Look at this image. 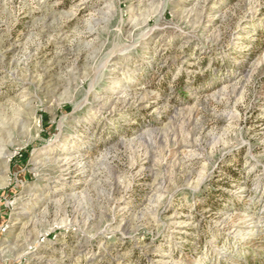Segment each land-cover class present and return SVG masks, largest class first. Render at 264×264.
Returning a JSON list of instances; mask_svg holds the SVG:
<instances>
[{
	"label": "rangeland",
	"instance_id": "rangeland-1",
	"mask_svg": "<svg viewBox=\"0 0 264 264\" xmlns=\"http://www.w3.org/2000/svg\"><path fill=\"white\" fill-rule=\"evenodd\" d=\"M0 166V264H264V0H0Z\"/></svg>",
	"mask_w": 264,
	"mask_h": 264
},
{
	"label": "bare ground",
	"instance_id": "bare-ground-1",
	"mask_svg": "<svg viewBox=\"0 0 264 264\" xmlns=\"http://www.w3.org/2000/svg\"><path fill=\"white\" fill-rule=\"evenodd\" d=\"M5 159H6V158H5ZM4 162H5V161H4ZM59 164H60V165H65V164H67V160H64V161H63V160H60V161H59ZM67 165H68V164H67ZM2 167L4 168V164H3ZM2 167L0 166V168H2ZM66 169H67V168H66ZM21 212H22V211H21Z\"/></svg>",
	"mask_w": 264,
	"mask_h": 264
}]
</instances>
